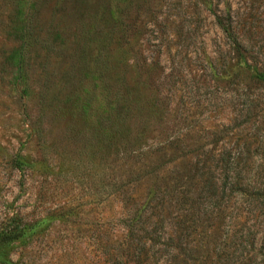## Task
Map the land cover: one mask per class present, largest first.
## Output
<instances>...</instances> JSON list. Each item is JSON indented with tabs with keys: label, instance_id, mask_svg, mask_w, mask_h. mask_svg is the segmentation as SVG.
Masks as SVG:
<instances>
[{
	"label": "rangeland",
	"instance_id": "1",
	"mask_svg": "<svg viewBox=\"0 0 264 264\" xmlns=\"http://www.w3.org/2000/svg\"><path fill=\"white\" fill-rule=\"evenodd\" d=\"M256 70L264 0H0V227L42 220L14 263L109 264L127 234L151 264H259Z\"/></svg>",
	"mask_w": 264,
	"mask_h": 264
},
{
	"label": "trees",
	"instance_id": "2",
	"mask_svg": "<svg viewBox=\"0 0 264 264\" xmlns=\"http://www.w3.org/2000/svg\"><path fill=\"white\" fill-rule=\"evenodd\" d=\"M216 19L223 31L228 36L232 37L237 44L238 49L241 51V60H244V63L247 65L246 50L243 44H241L242 42L236 36L237 33L232 23L225 24L217 14ZM25 46L26 44L24 42L22 47L25 48ZM22 58L23 54L19 57L20 62L17 76L19 82H23L24 79ZM254 73L258 76L259 80L264 82V71L256 70ZM12 164L18 170H22L25 166L29 165V162L26 161L22 154L18 153L14 157ZM160 221L162 224V220L159 219L154 225H157ZM41 223L42 220L30 223L25 221L21 216H11L8 222L0 227V264H15L12 259V253L18 246L26 247L29 244L32 236ZM153 241V238H149V242L152 243ZM255 241H257L256 235L252 234L250 242L254 244ZM149 247L148 240H135L134 238H128L127 234H124L117 246L105 251L107 255L106 259L109 264H151V262L147 260ZM250 258L253 261L259 259V264H264V253L261 250L253 252ZM16 264H25V260L20 257Z\"/></svg>",
	"mask_w": 264,
	"mask_h": 264
}]
</instances>
